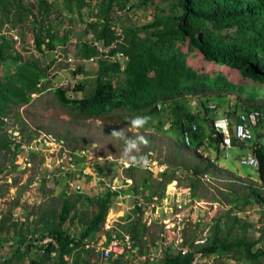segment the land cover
<instances>
[{
  "label": "rangeland",
  "instance_id": "rangeland-1",
  "mask_svg": "<svg viewBox=\"0 0 264 264\" xmlns=\"http://www.w3.org/2000/svg\"><path fill=\"white\" fill-rule=\"evenodd\" d=\"M101 1L87 0L90 7L69 15L65 12L59 21L53 22L54 24L50 23L51 25H49L58 31L59 35L67 32L69 42L64 48L59 47L55 52L43 57H40L34 49L32 24L30 22H16V18L11 16L12 23L4 24L1 28L0 36L11 37L13 35L19 38L16 43L11 41L13 56L18 53L25 59H38L42 67H45L51 59L57 61L49 72L51 83L46 90L39 95H31V100L26 105L9 108L3 124L0 125L1 139L25 146V148H21L22 151L18 154L14 152V145L8 151H0V264H32V262L35 264H54L53 260L45 263L40 262L42 256L37 239L43 235L44 231L43 224L39 222V217L44 211V223L46 221L56 222V216L62 205V194H65L71 202L76 203V207L80 211L77 218L64 225V229L74 237H78L84 223L96 211L94 203L88 199L92 200L98 195L103 196L107 192V184L122 182V177L130 178L133 185L124 189L125 192L122 196L127 193L134 194L133 189L139 187L140 180L150 175L153 187L157 188L161 176L151 175L142 167L135 165L131 171L129 169H124L122 172L118 171L119 163L123 162L121 153L124 142L111 135L114 129L123 130L126 136L130 138L139 135L145 136L150 144L147 147L141 146L139 154L165 163L168 166V174L176 171L175 179L180 185H189L192 181L196 182V194L199 196L196 201L201 204V207L195 214L190 215L191 220L183 231L186 243L190 244L194 238L205 232L208 233L211 240L217 231L220 239L237 241L244 237L248 241H258L255 249H264V207L253 200L245 205L240 204L236 208L228 206V201L243 193L240 185L249 183L259 185L257 170L241 163V158L251 153L249 150L250 143L245 142L243 148L233 146L228 151L227 158L223 155L217 157L214 148L206 145L197 151L195 142H191L192 145L189 147L184 146L181 142L178 143L176 132L165 131V128L169 127L168 124L163 123L160 131L153 129L150 124L137 131L131 128L129 114L124 110L108 111L100 116L88 118L78 115L77 111L64 106L55 98L53 88L62 87L67 91L68 98L82 99L85 95L90 94L95 87L96 75L94 72L89 71L81 75L80 80L78 76H73L74 57L77 53L76 44L86 40L83 33L86 29V23L93 20L90 14L92 12L96 14ZM36 3L37 0H24L26 6ZM55 3L57 7H60L58 8L60 11L63 0L55 1ZM127 4L129 8L125 12H121L115 27L118 34H121L124 28L142 27L151 23L157 14H168L169 6L176 4V2L173 0H152L151 3L144 4L143 0H129ZM36 9L33 8V12L38 15ZM13 24H15L14 27ZM141 35L143 36V34ZM181 50L187 52L188 47L183 45ZM112 59L116 60V63L122 62V64L125 61L122 58L113 57ZM94 61L90 62V65ZM187 64L198 73L210 74L212 77L217 74L224 75L236 85H249V87H245V90L246 92L250 90L249 98L255 99L254 102H259V99L264 98V88L253 86L248 79L241 77L235 70L204 61L198 50L188 56ZM16 65L13 59H8L1 66L0 80L2 82L16 70ZM79 81L85 85V89L75 92L73 88ZM211 100L221 106L217 110L218 117H226L230 121L234 116H225L227 108H233L237 104L241 107V102L234 93L228 94L226 98L221 96L220 98H211ZM202 102L203 98L193 96L182 97L178 100L179 105L197 116V131H200L203 139H205L210 134L211 125L206 122L207 115L201 106ZM214 106V103L210 104L211 108ZM259 107L263 115L258 120L256 127L253 128L254 135L257 132L259 134L264 132V106ZM173 111L171 114H174ZM240 113L239 110L236 111V115ZM173 117L171 115V119ZM150 118V121L153 120L152 124L158 120L156 114ZM49 136L56 141H64V148L68 153H73L71 159L63 162V167L68 169V174L61 175L54 170V164L56 160L61 159L63 152L50 143L52 149L48 144L51 142L48 139ZM45 140L47 143H44ZM260 143L264 144V134L261 136ZM177 147L181 148H179V152L175 150ZM69 160L76 162L74 163L76 164L75 168L70 167ZM87 162L91 163V167L95 169L98 178H103V181H96L97 176L94 179L89 176L83 177L80 170L86 167ZM207 162H211L215 166L208 174L199 177H194V174L183 165L185 163L202 166ZM76 185L80 186L78 191L75 189ZM234 188L239 189L240 192L233 194L231 191ZM145 193L148 195L147 192ZM78 195L86 196L87 199L78 198ZM132 204V200L115 198L110 207L117 218L119 217L118 220L122 222L119 224L120 229L125 232L130 231L131 224L128 222L134 221L137 214L136 209L126 211L125 206L131 207ZM211 204H218L217 208L213 209ZM74 212L75 210L72 215ZM108 214L109 210L106 216ZM232 217L239 218L240 223L237 226L231 221ZM218 224H220V228L217 230ZM244 224L246 225L245 228L243 227ZM141 225L148 230L141 240L136 239L137 251L135 253L125 251L124 255L117 258L120 260L118 264H160L164 254L170 253L169 250H163L162 254H157V258L153 262H147L144 257L149 252L148 246H154V243L159 239L160 231L157 227H146L142 219ZM139 233L137 230V234ZM108 238L109 234L104 227H101L99 232L88 242H104ZM22 239L25 241L21 245ZM30 244L31 247H28ZM18 248L19 251H17ZM242 253L235 251L227 254L218 251L217 259L214 262L215 264H252L243 257ZM78 254L79 256H77ZM52 257L55 259L56 253ZM111 258L115 257L111 256L107 260H102L95 251L85 248L83 251V249L78 248L74 254L67 257L66 264H113Z\"/></svg>",
  "mask_w": 264,
  "mask_h": 264
},
{
  "label": "trees",
  "instance_id": "trees-1",
  "mask_svg": "<svg viewBox=\"0 0 264 264\" xmlns=\"http://www.w3.org/2000/svg\"><path fill=\"white\" fill-rule=\"evenodd\" d=\"M128 1L102 0L96 14L91 11L90 16L93 20L86 23L83 33L86 40L76 44L73 76H78L80 80L81 75L92 71L96 75L95 87L82 99L68 98L67 91L62 87L53 88L54 96L59 103L71 107L78 112V115L88 118L100 116L108 111L124 110L132 119L140 116L139 114L150 118L155 104L160 102L163 108L154 111L158 120L152 124L153 120L150 121V118L151 127L160 131L163 123L171 120L168 130L178 134V143L185 144L183 133L187 132L190 141L196 143V150L206 145L217 151L222 140L213 130L214 121L220 118L217 110L221 106L211 98L221 96L226 98L230 93L237 95L241 107L237 104L233 108L228 107L225 111V116H234L231 120L234 123H240L239 115L248 114L252 110L259 111L263 115L259 106H264V98L258 100L261 103L249 98L250 90L247 92L245 90L249 85H236L224 75L217 74L212 77L210 74L198 73L188 66L187 58L198 50L204 61L235 70L253 86L264 88V0H173L176 4L169 6L168 14H157L151 23L142 27L124 28L122 33L118 34L115 27L119 21V13L129 7ZM143 2L148 4L152 0H143ZM62 4L63 10L58 11L54 7L56 3H49L48 0H37L36 4L30 6H26L24 0H0V31L4 24L12 23L11 16L16 18V22H30L35 51L40 57L53 53L57 48L67 46L69 36L67 32L59 35L50 25L59 21L65 12L69 15L90 7L87 0H63ZM33 8H37L38 15L34 14ZM11 41L10 37L0 36V71L1 66L8 59H13L17 64L16 70L4 82L0 80V125L3 124L9 108L26 105L30 102L31 95H39L46 90L51 83L49 72L57 61L51 59L45 67H42L38 59H25L18 53L13 56ZM183 45L188 47L187 52L181 50ZM119 53L127 58L123 66L112 59ZM92 61H94L93 66L90 65ZM84 89L85 85L79 81L73 91ZM186 96L203 98L201 106L207 115L206 122L211 125L210 134L205 139L201 132L197 131V116L178 104V100ZM213 103L215 106L211 108L210 104ZM237 110L241 112L238 115H236ZM171 111L174 114H171ZM171 115L174 116L173 119ZM250 130L251 139L245 142L250 143L249 150L258 161L256 170L259 185L255 183L240 185L243 193L228 201V206L231 208H236L240 204L245 205L250 200L264 207V144L260 143L263 134L254 135L252 132L254 129L250 128ZM245 142L240 143L242 148ZM13 143L0 138V151H8L14 145L15 154L21 152V144ZM179 148L175 150L179 152ZM217 153V157L225 154L219 151ZM183 165L194 174V177L208 174L215 166L211 162L202 166L185 163ZM134 167L135 165H131L129 171ZM172 177L173 175L168 173L161 175L155 188L149 175L142 178L139 187H133L134 192H132L136 195L147 192L149 200L160 198ZM195 184V181L191 182L192 196L199 198ZM231 192L237 194L240 190L234 188ZM116 196V193L107 190L103 196L98 195L92 200L88 199L94 203L96 211L84 223L79 236L74 237L64 229V225L77 218L80 211L76 203L62 194V205L56 216V222L44 223V211L39 217L44 233L37 240L51 237L57 244V247L51 243L39 247L42 256L40 262L53 260L54 264H66L67 257L74 254L78 248L84 251L85 243L91 240L103 226ZM77 197L87 199L86 196ZM136 210L137 214L130 228L133 244H136V239L141 240L147 231V228L141 225L140 210ZM238 219L233 217L231 219L235 226L240 223ZM245 226L244 224L243 227ZM218 228L220 224L217 225V230ZM24 241L25 239H22L20 244L22 245ZM257 244L258 241H248L244 237L237 241L220 239L216 231L208 247L202 251L206 255L218 251L227 254L240 251L250 263L263 264L264 249H255ZM28 247H31V244ZM52 253H56L55 259ZM111 259L113 264H118L120 261ZM192 259V253L186 255L167 253L160 264H190Z\"/></svg>",
  "mask_w": 264,
  "mask_h": 264
},
{
  "label": "built area",
  "instance_id": "built-area-1",
  "mask_svg": "<svg viewBox=\"0 0 264 264\" xmlns=\"http://www.w3.org/2000/svg\"><path fill=\"white\" fill-rule=\"evenodd\" d=\"M58 0H48L49 3H55ZM56 9L60 8L54 5ZM129 7L123 9L122 12H125ZM121 13H119L120 15ZM12 42H18L19 38L17 36L11 35ZM121 56V57H119ZM117 59L122 58L127 60L122 54H117L115 56ZM124 61V63H125ZM121 66L122 62L119 63ZM259 111H252L248 114L239 115L240 123H232L229 118H227L229 129H226L224 134H222V140L219 143L218 150L227 153L228 149L232 144L239 145L242 142L248 141L251 139V130L250 128H255L258 120L260 119ZM194 129V128H193ZM183 140L186 146H190V135L186 132L183 133ZM51 142L48 144H54V147L58 150H61L62 157L59 160H56L54 167L55 172L61 175L68 174V169H65L63 166L64 160L71 159L73 153H68V151L64 148V141H56L51 136L48 138ZM236 141L235 143L233 142ZM44 143H47L45 140ZM51 143V144H50ZM21 145L20 148H25V146ZM52 147V146H51ZM53 149V147H52ZM264 150V149H263ZM22 151V149H21ZM69 154V156H67ZM151 155V152H149ZM152 157H148V166L142 167L143 170L148 171L151 175H162L167 173L168 166L165 163H161L155 159H151ZM70 167L75 168L76 162L70 161ZM241 163L243 165L257 168L258 163L257 160L248 155L246 157L241 158ZM91 163L87 162L86 167L84 169L81 168L80 172L83 177L95 178L97 173L95 169L91 167ZM131 164L126 165L124 162L119 163V172H122L124 169H129ZM176 171L172 172L171 175L173 177L166 184L162 197L153 198L152 200L148 199V195L146 193L132 196L134 194L127 193L122 196L124 189L133 185L132 180L130 178H123L122 182L119 181L115 184H107V189L111 193H116L117 199H127L132 200L131 207H126V211L128 212L130 209H139L140 210V218L146 227H157L160 231L159 239L154 243L153 247H149L150 253L147 254L146 258L149 261H154L157 256L155 251H171V253L176 252L177 254L186 255L187 253L193 254V259L190 264H215V260L217 259V255L208 254L206 255L202 250L208 247L210 243V237L207 232L204 234H200V236L194 238L191 243L185 242V237L183 235V231L186 228L188 222L191 220L190 215L195 214L201 204L196 201L197 198L192 196V186L191 183L189 185H180L178 181L175 179ZM91 175V176H90ZM49 177V175H48ZM96 181L102 180L98 176L95 178ZM68 182V181H67ZM75 183V182H74ZM76 191L80 189L79 185L75 186ZM218 205V204H217ZM217 205L211 204L210 206L213 209L217 208ZM111 213V215H110ZM119 217L117 218L116 214L113 210L109 209L108 216L105 217L103 226L104 229L109 234L108 240L104 242L92 243L86 242L84 245L85 249H90L98 253L102 260L109 259L112 255L121 256L125 251L136 252L137 248L134 247L131 236L128 232L120 229ZM51 243L54 247H57L56 242L51 237H46L42 240L37 241L39 246L47 245ZM51 255H54L52 253Z\"/></svg>",
  "mask_w": 264,
  "mask_h": 264
},
{
  "label": "clouds",
  "instance_id": "clouds-1",
  "mask_svg": "<svg viewBox=\"0 0 264 264\" xmlns=\"http://www.w3.org/2000/svg\"><path fill=\"white\" fill-rule=\"evenodd\" d=\"M165 106L166 105H164V108H165ZM162 108H163V106L161 105L160 102L156 103L155 104V109H152V112L153 113L151 114V116L154 114V111L156 109L157 110H160ZM139 115L140 116H136V117L130 119V121H129V124H130L131 128L132 129H135L137 131H139L140 129L145 128V126L149 124V119H150L149 117L141 116V114H139ZM260 118H261V116H260ZM165 124H170V123H165ZM228 125H229V123H227V118L226 117H220V118H218V119H216L214 121V123H213V130L222 137V134H224V132L226 131V129H229L230 128V126H228ZM167 128H165V131L168 130ZM257 133H259V132H257ZM261 134H264V132H262ZM111 135L114 136V137H116V138H118V139L123 140V142H124V148H123L122 153H121V159H122V161L126 165L131 164V165H136V166H139V167H147L148 166L147 156L146 155H140L139 154L140 151H141V146L147 147L150 144V141L145 136L139 135V136H136L135 138H130V137H127L126 136V134L124 133L123 130H115V129L113 130V132L111 133ZM190 146H191V144H190ZM233 146H236V147L239 146V147H241V144H239V145L232 144L230 146V148L228 149V151ZM201 147H203V145ZM263 149H264V147H263ZM198 150H199V148L197 149V151ZM217 151H219V150L217 149ZM217 151L215 150L216 156L218 154ZM228 151H227V153L224 152L225 154L223 155L226 158L229 155V152ZM219 152H222V151H219ZM248 155H251V156L254 157V155H252V153H250ZM257 163H258V161H257ZM257 168H258V166H257ZM257 168H255V169H257Z\"/></svg>",
  "mask_w": 264,
  "mask_h": 264
},
{
  "label": "crops",
  "instance_id": "crops-1",
  "mask_svg": "<svg viewBox=\"0 0 264 264\" xmlns=\"http://www.w3.org/2000/svg\"><path fill=\"white\" fill-rule=\"evenodd\" d=\"M261 117H262V114H261ZM131 215H132V213L130 214V216H131ZM132 217H133V216H132ZM128 219H129V218H128ZM127 222H128V220H127ZM128 223L132 224L133 221L128 222ZM130 228H131V227H130ZM147 230H148V228H147ZM123 231H124V230H123ZM128 233L131 234L130 231H129ZM130 236H131V235H130ZM133 246L136 247V244H134ZM126 252H127V251H126ZM129 252L134 253V252H132V251H129ZM139 252H141V251H139ZM168 252H170V253H169L170 255H176V252H174V253H173V252L171 253V251H168ZM149 253H150V251L147 252V254H149ZM155 253H157V254H160V253H161V254H162L163 251H155ZM123 255H124V254H123ZM164 255H165V254H164ZM216 255H217V253H216ZM112 256L115 257L116 259L119 258V256H115V255H112ZM121 256H122V255H121ZM146 256H147V255H145L144 259L147 260V262H151V261H149V260L146 258ZM159 256H160V255H159ZM217 256H218V255H217ZM115 258H114V259H115ZM156 258H157V256H156ZM156 258H155V259H156ZM163 258H164V257H163ZM155 259H154V260H155ZM152 262H153V261H152Z\"/></svg>",
  "mask_w": 264,
  "mask_h": 264
}]
</instances>
